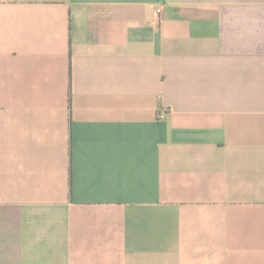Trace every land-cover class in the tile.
Segmentation results:
<instances>
[{
  "label": "crops",
  "instance_id": "crops-1",
  "mask_svg": "<svg viewBox=\"0 0 264 264\" xmlns=\"http://www.w3.org/2000/svg\"><path fill=\"white\" fill-rule=\"evenodd\" d=\"M0 264H264V0H0Z\"/></svg>",
  "mask_w": 264,
  "mask_h": 264
}]
</instances>
